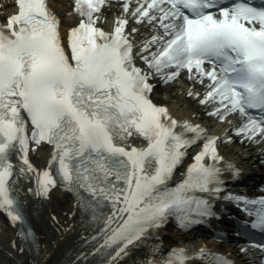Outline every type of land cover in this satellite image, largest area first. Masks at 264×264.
<instances>
[{
  "label": "snow or ice",
  "instance_id": "6c2138e0",
  "mask_svg": "<svg viewBox=\"0 0 264 264\" xmlns=\"http://www.w3.org/2000/svg\"><path fill=\"white\" fill-rule=\"evenodd\" d=\"M15 2L18 11L0 23V210L25 241H35V233L25 230L26 201L19 194L23 181L33 179L29 192L47 198L62 184L94 220L111 202L113 212L97 234L103 243L94 250L109 257L104 264L171 217L187 229L217 215L218 200L241 206L254 217L247 227L264 233V196L253 199L227 187L226 175L242 173L220 144L235 137L182 121L153 99L155 81L173 85L190 72L192 82L207 89L197 98L211 116L224 122L242 116L236 133L264 144V3L140 0L134 8L125 0L124 15L108 30L111 0H76L72 15L79 20L66 42L64 18L50 0ZM134 22L139 26L132 28ZM145 25L152 34L138 43ZM191 95L197 96L195 89ZM136 137L145 143H133ZM45 143L54 148L41 169L30 153ZM197 146L202 150L172 186ZM197 256L208 264H234L207 247L191 257L188 249L174 248L146 264H186Z\"/></svg>",
  "mask_w": 264,
  "mask_h": 264
},
{
  "label": "bare ground",
  "instance_id": "6f19581e",
  "mask_svg": "<svg viewBox=\"0 0 264 264\" xmlns=\"http://www.w3.org/2000/svg\"><path fill=\"white\" fill-rule=\"evenodd\" d=\"M51 3L64 18L63 33L66 34L79 20L78 14L72 15L76 1L51 0ZM17 10L15 0H0V23H7V17ZM106 15L108 23L104 26L112 28L117 17L123 16L121 3L111 1V6L106 8ZM151 34L152 30L147 25L143 26L142 34L136 37L137 42H142ZM193 89L195 85L189 78H184L173 85L160 82L154 97L159 103L167 105L172 114L182 121L191 120L205 126H216L215 120L207 114L205 105L197 98L205 88L198 89L195 97L191 95ZM223 126V132L227 131L229 127ZM132 142L137 145L143 144L139 139H133ZM53 148L48 144H44L39 151L34 148L30 153L33 163L38 168H45ZM221 149L227 158L241 167L256 165L260 159L257 149L250 144L237 147L224 141L221 143ZM34 186V179L32 182L23 181L19 195L20 199L26 201L24 208L29 222L37 232V243L24 246L10 218L0 211V264H104L109 257L102 258L99 253H94V250L103 243L97 234L103 229L104 223L91 224L88 216L82 219V212L75 196L66 188L58 185L45 198L28 191V188ZM185 240H178L174 244L182 245ZM13 241L16 242L15 245ZM21 248L24 250L21 251ZM112 255L115 256V252ZM123 255L112 259L111 264H146L148 261L146 257H142L136 262L129 263Z\"/></svg>",
  "mask_w": 264,
  "mask_h": 264
}]
</instances>
